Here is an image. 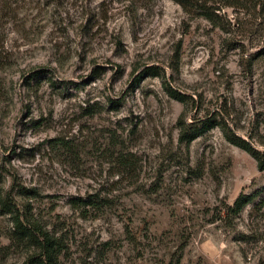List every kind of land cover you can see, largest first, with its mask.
Instances as JSON below:
<instances>
[{
  "label": "rangeland",
  "instance_id": "obj_1",
  "mask_svg": "<svg viewBox=\"0 0 264 264\" xmlns=\"http://www.w3.org/2000/svg\"><path fill=\"white\" fill-rule=\"evenodd\" d=\"M209 117L264 150V0H0V264H264V169L180 138Z\"/></svg>",
  "mask_w": 264,
  "mask_h": 264
},
{
  "label": "trees",
  "instance_id": "obj_2",
  "mask_svg": "<svg viewBox=\"0 0 264 264\" xmlns=\"http://www.w3.org/2000/svg\"><path fill=\"white\" fill-rule=\"evenodd\" d=\"M168 92L177 99H184V95L180 92L176 91L172 87H168ZM199 126V123H201ZM214 126H220L223 130L225 136L234 144L244 148L248 152H250L258 161V166L260 169H264V150H261L260 148H257L254 146L248 139L242 137L239 135L236 131L233 130V128L230 126L228 121L225 118L222 119H216L213 117H209L202 121H192L189 124H184L181 126V140L191 141L192 139L196 138L197 136L203 134L207 130L211 129ZM242 201L238 199L236 201L237 207H241ZM5 206L9 211H14L13 207L9 202H5ZM19 227L24 229L23 223L18 220ZM28 229V228H26ZM29 233V234H28ZM27 234L30 235V237H35L34 233L30 232V230L27 231ZM45 248H46V255L49 259V262L43 261L40 262V264H52L51 259L53 256V250L55 248V241L51 239L49 236L45 234Z\"/></svg>",
  "mask_w": 264,
  "mask_h": 264
}]
</instances>
